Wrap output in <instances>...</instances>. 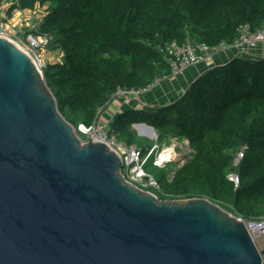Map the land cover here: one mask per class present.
<instances>
[{
    "label": "trees",
    "instance_id": "obj_1",
    "mask_svg": "<svg viewBox=\"0 0 264 264\" xmlns=\"http://www.w3.org/2000/svg\"><path fill=\"white\" fill-rule=\"evenodd\" d=\"M38 5L46 6L40 30L63 53L46 65L45 79L75 126L92 125L118 88L171 74L164 44L189 37L214 47L236 40L242 24L264 23V0H15L8 14ZM138 123L153 126L161 142H187L171 175L158 179L161 189L151 188L160 200L206 197L246 220L264 216V56L209 68L173 103L122 109L108 130L133 145Z\"/></svg>",
    "mask_w": 264,
    "mask_h": 264
},
{
    "label": "water",
    "instance_id": "obj_2",
    "mask_svg": "<svg viewBox=\"0 0 264 264\" xmlns=\"http://www.w3.org/2000/svg\"><path fill=\"white\" fill-rule=\"evenodd\" d=\"M123 166L81 140L44 71L1 35L0 264H262L242 218L206 197L160 200Z\"/></svg>",
    "mask_w": 264,
    "mask_h": 264
},
{
    "label": "built area",
    "instance_id": "obj_3",
    "mask_svg": "<svg viewBox=\"0 0 264 264\" xmlns=\"http://www.w3.org/2000/svg\"><path fill=\"white\" fill-rule=\"evenodd\" d=\"M14 1L15 0H0V36H7L16 42L22 49L27 51L43 72L48 63H46L43 57H41L40 50L49 46L53 37L52 35L44 33L40 30V25L43 22L44 15L42 13L38 14L36 12V8L32 11L34 13L36 12L37 22H35L34 25L31 24V28L27 30L25 34L21 35V37L12 34L7 28V18L10 17L8 10ZM261 43H264V23L255 30L251 29L249 23H245L239 27L238 37L233 42H222L218 46L212 47L207 43L197 42L187 37L184 41L172 40L164 44L162 50L168 55L171 68L170 75L178 77L183 75L191 66L204 61L207 53L212 49L218 51L229 47H235L236 49L243 51L246 48L256 47ZM161 81L162 78H155L152 82L143 87L118 88L111 96L107 107L110 108L115 105L117 106V104L121 106L122 103L126 101H134L138 102L139 106L143 108L145 103L142 102V97L155 90L160 85ZM108 124L109 123H106L102 118L101 113L99 121L96 119L92 125L80 123L78 126H75V128L83 142H88L90 136L93 134V136L97 139L106 142L109 146L116 149L122 155L124 160L122 172L132 183L138 185L144 190H151V188L160 190L161 188L158 181L153 177H150L144 168L148 158H152L154 156L155 148H147V151L144 152L138 145L127 144L125 141L118 139L115 135H110ZM93 130H95V132H93ZM81 134L85 135V137H82ZM247 148V145H243L236 151L234 165H238L241 162ZM167 151H170V148H166L162 150L159 155L154 156L153 163L157 166L163 167L170 161H174L178 154H175L174 157L164 158L163 154ZM174 151L173 153H175ZM144 153H146V156H144ZM229 179L234 182L236 188L239 187L240 176L237 172H231L229 174ZM243 220L250 235L261 251L264 246H260L258 244V240L259 238L264 237V216L251 220ZM262 259V264H264V254H262Z\"/></svg>",
    "mask_w": 264,
    "mask_h": 264
},
{
    "label": "crops",
    "instance_id": "obj_4",
    "mask_svg": "<svg viewBox=\"0 0 264 264\" xmlns=\"http://www.w3.org/2000/svg\"><path fill=\"white\" fill-rule=\"evenodd\" d=\"M26 11H29V9H26ZM42 14L44 15L45 12ZM238 55L251 57L264 56V43L258 44L256 47L246 48L243 51H240L235 47H229L218 51L213 49L210 50L204 61L191 66L183 75L178 77H173L170 74L164 76L160 85L155 90L142 97V102L145 103L144 107L155 108L157 106L173 103L185 92L188 86L206 70L217 64L225 63ZM58 56V59L54 56L56 60L52 59L50 62L62 60L63 53L60 50L58 52ZM127 107L134 108L140 106L138 102L134 101H126L122 103L121 106L117 104V106L115 105L106 110L107 118L104 119V121L109 123L119 111Z\"/></svg>",
    "mask_w": 264,
    "mask_h": 264
},
{
    "label": "rangeland",
    "instance_id": "obj_5",
    "mask_svg": "<svg viewBox=\"0 0 264 264\" xmlns=\"http://www.w3.org/2000/svg\"><path fill=\"white\" fill-rule=\"evenodd\" d=\"M46 6H40L38 5L36 7V12L37 13H44ZM26 10H15L12 12V15L10 17H8L7 21V28L8 30L14 34L17 35L19 37H21V35L25 34L27 32V30H29L31 27V24H35V22H37L36 19V12L34 13L32 10L30 11H26ZM19 14V15H18ZM58 52L59 50H52L49 46H46L44 48H42L40 50V55L41 57H43V59L45 60L46 63H49L50 60L52 59H58ZM55 56V58H54ZM55 59V60H56ZM113 107V106H112ZM110 107V108H112ZM109 109V108H107ZM106 111L103 112L102 118L106 119ZM107 121V120H106ZM134 130H135V135H136V142L135 145L138 146H142L143 148H151L154 147L155 148V152H154V156H157L160 154V152L166 148H170L175 150V153H173V151H170L169 156H171L173 154V156H175V154H178V156H176V158L174 160L177 159V157H181L183 155H185L187 153V142L182 140H169V141H165V142H161L160 140H158V135L156 133V136L152 135L151 130L146 127V126H137L134 125ZM156 132V131H154ZM82 137H85V135H82ZM180 155V156H179ZM144 156H146V153H144ZM174 161H170L166 168H162L160 166H157L153 163V159L152 158H148L147 162L144 165V168L147 172V174L150 177H153L155 180L158 181V179L165 173L168 172L169 175H171V173L173 172V168H174ZM167 169V170H166ZM258 244L260 246H264V237L259 238L258 240Z\"/></svg>",
    "mask_w": 264,
    "mask_h": 264
},
{
    "label": "bare ground",
    "instance_id": "obj_6",
    "mask_svg": "<svg viewBox=\"0 0 264 264\" xmlns=\"http://www.w3.org/2000/svg\"><path fill=\"white\" fill-rule=\"evenodd\" d=\"M170 151H174V149H173V150H170ZM170 151H167L166 153H164V154H163V157H164V158H165V157H174L173 154H172L171 156L167 155V154H169ZM174 152H175V151H174Z\"/></svg>",
    "mask_w": 264,
    "mask_h": 264
}]
</instances>
